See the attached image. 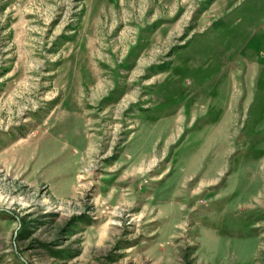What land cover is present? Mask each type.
<instances>
[{
    "label": "rangeland",
    "instance_id": "1",
    "mask_svg": "<svg viewBox=\"0 0 264 264\" xmlns=\"http://www.w3.org/2000/svg\"><path fill=\"white\" fill-rule=\"evenodd\" d=\"M0 264H264V0H0Z\"/></svg>",
    "mask_w": 264,
    "mask_h": 264
}]
</instances>
